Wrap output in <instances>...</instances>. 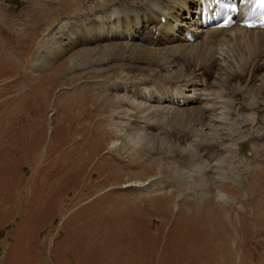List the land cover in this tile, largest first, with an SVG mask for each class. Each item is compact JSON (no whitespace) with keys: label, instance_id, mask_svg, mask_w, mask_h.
Listing matches in <instances>:
<instances>
[{"label":"rangeland","instance_id":"1","mask_svg":"<svg viewBox=\"0 0 264 264\" xmlns=\"http://www.w3.org/2000/svg\"><path fill=\"white\" fill-rule=\"evenodd\" d=\"M121 1L134 4L0 0V264H264V107L255 110L264 66L248 64L255 52L264 57V46L246 63L230 62L232 76L221 73L210 86L215 100L237 105L227 120L252 117L256 134L246 124L183 127L174 116L184 113L141 106L150 84L122 117L119 100L132 95L106 86L148 82L162 69L124 51L72 64L85 41H64L79 13ZM62 25L55 43L64 50L51 61L45 51ZM239 43L229 42L226 55L239 58ZM132 126L141 133L125 131ZM214 143L210 160L203 152Z\"/></svg>","mask_w":264,"mask_h":264},{"label":"bare ground","instance_id":"2","mask_svg":"<svg viewBox=\"0 0 264 264\" xmlns=\"http://www.w3.org/2000/svg\"><path fill=\"white\" fill-rule=\"evenodd\" d=\"M92 1L93 0H90L88 4ZM214 1L215 0H134V4L130 5L126 1H121L119 3L114 2L116 9L108 11L107 8H110L111 6H108L106 9L105 7H101L102 14L99 13L100 10L79 13L78 16L74 17L75 19L72 20V22L69 21V23L72 24V28L69 30L66 37H64V41L66 39L68 43L66 41L62 44L64 46H66V43L68 45L76 46L77 44H80V42L85 41L82 48L86 49L81 48L80 51L76 52L74 56L71 57L70 62H72V64L76 62L84 64L86 61L90 63L95 57H97V60L94 61L102 60L105 55L106 58L110 57L112 54L115 56L124 55L126 54L123 53L124 51L127 52L129 56L146 61L147 63L148 61H152L158 69H162V72H159L158 76L148 82L124 81L119 85L111 86V83L106 86V88L109 87L107 90H113L116 93L121 91L123 93L126 92L124 94L129 96L132 95V99L124 97V99L119 100L120 112L118 114H123L122 117L129 118V111L125 109L127 106L130 109L138 107V103L140 102V100L136 99L140 96L139 92H137L138 87L143 84H150L148 87H144L145 91H142L144 94L140 96V99H143V102L141 101V106L161 107L160 110L163 111V113L165 112V115L172 111H175L176 113L182 112V114L184 113L183 115L174 116V119H179L177 122H180L181 120L183 127L194 126L196 122L207 126L214 125V123H221L225 128L227 126H230L229 128H236L240 124H246L249 126L247 128L249 135L252 136L255 130H259L260 128H258V124L253 125L256 127L254 129L253 126L250 125L251 122L254 121L253 118L251 117L248 123L244 120L243 122H237L235 120L229 122L227 119L237 105L235 108H232V101L228 100L229 106H227L226 99H223V101L215 100V98H219L214 95L210 86L214 85V87H216V84H213L212 80L217 78L221 73H224V75L227 76H232L233 73L231 72H233V67L231 68L230 62H234L238 65L242 64L245 62L243 59L248 57L251 52H255L257 49H262V46H264V30L250 29L239 25H234L229 28L202 26L201 17L209 18L211 16L209 6L213 4ZM195 9H198L199 12L195 11ZM63 25L60 29L61 31L54 34V40L52 41L53 47L48 46L45 51V57L51 61L64 50L63 47H60L55 43L58 42L56 39L60 37L61 32L63 31ZM229 31V36L232 39H217L221 32ZM73 33L79 34L80 38L74 36ZM188 34H191L194 37V41L201 38L202 42L200 44L189 42L187 39ZM56 35H58L57 38ZM212 38L216 39V41H220L218 42L220 45L217 46V50L214 49L216 48L215 43L211 46ZM132 40L137 43L130 42ZM181 40L185 43H177ZM231 41L241 42L239 43V58H231L225 53L226 47ZM184 44H187L186 47H183ZM161 45L165 46L160 47ZM241 50H244V54H241ZM221 51H224L225 54H223L226 56L223 57L222 55H219L220 57L218 56L219 58H217L215 53L222 54ZM255 53L256 55L253 56L252 54L250 56L248 64H254L259 60L264 66V57L261 58L257 52ZM92 55L95 56L92 57ZM255 57L258 58L255 59ZM188 61L192 62V69L186 68V63ZM169 63H174V66H177L174 72L168 70ZM225 63L228 64L226 65ZM200 64H204L206 68L203 70L200 67ZM223 69L225 71L222 72ZM99 70H104V68H99ZM164 70L165 72H163ZM243 71L245 72V70ZM249 72L250 71H248V73ZM262 75L263 74L257 76L258 78L256 77L255 80H260ZM206 77H208V80ZM208 97L211 101L207 100ZM163 103H166L167 105L163 106ZM185 103H199L201 107L181 108L180 105ZM121 104H124V107H122ZM168 104L173 106L168 107ZM216 105L219 109L215 108ZM255 105V110L258 111L260 108L264 107V100L258 101V104ZM163 107H168V109H164ZM175 108L179 109L175 110ZM142 110L143 109L140 111L142 112ZM125 114L128 116H125ZM127 118H124V124L121 123L118 127L124 128L122 125H125ZM132 128L133 126L125 128V131L127 129L132 130ZM137 128L138 127H134L133 129L138 130ZM139 130L137 133H141ZM185 131L188 132L189 136H192L190 134V128ZM147 132H149L150 135H153L150 131ZM149 134L144 133V136L140 135L142 136L140 137L141 140L146 136L150 137ZM263 136L264 135H262V137ZM170 138L171 135L168 137V141ZM168 141H166V143ZM217 144H219V147L221 148V144ZM214 145H216V143L211 144L212 148L206 149L203 152V155L210 160L216 159L215 154L217 150H215Z\"/></svg>","mask_w":264,"mask_h":264},{"label":"snow or ice","instance_id":"3","mask_svg":"<svg viewBox=\"0 0 264 264\" xmlns=\"http://www.w3.org/2000/svg\"><path fill=\"white\" fill-rule=\"evenodd\" d=\"M258 2L264 4V0H258Z\"/></svg>","mask_w":264,"mask_h":264}]
</instances>
